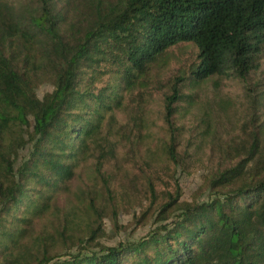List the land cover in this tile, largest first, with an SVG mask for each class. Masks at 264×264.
I'll return each mask as SVG.
<instances>
[{"label":"trees","instance_id":"obj_1","mask_svg":"<svg viewBox=\"0 0 264 264\" xmlns=\"http://www.w3.org/2000/svg\"><path fill=\"white\" fill-rule=\"evenodd\" d=\"M51 1L0 0V264H264V121L254 122L249 90L237 135L221 144L228 166L208 176L204 201L181 202L176 182L157 191L159 182L144 175L147 205L135 222L150 217L154 226L140 238L112 247L96 243L107 207L113 214L117 202H129L107 186L84 204L82 238L53 227L36 230L79 163L94 158L99 177L102 165L116 162L128 133L140 139L144 90L174 49L194 53L163 99L167 140L159 151L166 163H178L182 132L175 119L195 103L198 86L211 81L217 90V80L244 83L258 70L264 0H88L95 12L69 25L70 36L77 37L72 45L61 44L59 30L69 21ZM31 2L34 14L22 16ZM18 39L25 58L33 54L31 41L49 45L44 55L52 57V89L40 100L23 67L13 63L10 46ZM218 98L214 94L212 110H227ZM131 105L129 131L114 130L115 112ZM69 216L63 219L66 231L77 215ZM63 244L75 252L58 253Z\"/></svg>","mask_w":264,"mask_h":264},{"label":"rangeland","instance_id":"obj_2","mask_svg":"<svg viewBox=\"0 0 264 264\" xmlns=\"http://www.w3.org/2000/svg\"><path fill=\"white\" fill-rule=\"evenodd\" d=\"M112 2L114 0H106L105 4H113ZM34 5L33 2L28 4V7L21 10V15L24 17L33 15ZM49 5L54 6L65 20L69 21L68 25L65 23L60 28L58 36L61 44L72 45L77 37L70 36L69 25H76L81 14L90 11L93 13V6H90L88 0H52ZM20 42L21 39L15 40L10 46L13 63L17 64V68L23 67L31 93L40 100L52 89L50 79L47 77L50 72L48 61H51L52 57L47 58V55H44L49 45L46 46L47 42L42 39L38 40V44L31 41L33 54L28 55L26 59ZM170 54L168 63L165 67L155 70L157 71L155 77L151 78L148 88L144 90L140 106L143 110L145 127L140 133V139L136 138L135 133L132 135L128 133L125 136L128 142H122L118 147L116 162L102 165L98 170L101 173L99 177L95 171L94 158H87L79 163L73 179L67 183L66 190L59 192L53 198L51 210L37 223V231L51 232L53 227L57 231H63L65 236L71 234L73 239L82 238L86 222L82 214L84 204L89 201L91 195H103V188L107 186L116 195L125 193L129 202L124 204L117 202L113 214L107 207L108 214L102 220L103 232L95 239L96 243L100 246L112 247L120 242L140 238L154 226L153 219L150 217L147 220L142 218L140 222H135L147 205V200L145 201L141 194L144 191V175L151 176L159 182L157 191L166 188L171 190L173 182H176L181 191V202H200L206 199L208 190L205 184L208 176L217 169L228 166V162L220 153L221 144L237 135L238 126L243 118V107L249 98L248 90L251 101L250 110L255 124L264 121L262 104L264 102V53L261 55L258 70L251 74L246 82L235 79L217 80L215 81L217 90L212 87L211 81L198 86L195 103L188 108L183 106L184 110H181L175 119L176 126L181 127L182 132V143L176 151L178 160L176 165L166 163L159 151L160 145L167 140L166 129L161 121L163 99L172 78L178 70L186 69L192 63L194 53L190 50L174 49ZM135 93L134 90L133 95ZM214 94L229 105L227 110H212ZM131 106L128 107L127 112H115L114 130L118 126H128L127 132L129 131L128 120L135 111L133 109L135 105ZM204 131H206L205 134H203ZM25 154L26 149L19 152L18 158ZM98 203L97 199L96 204ZM71 213L77 216L72 219V231H66L63 219ZM67 219H71V216ZM65 247H68V244L67 246L59 245L58 253H74L76 250L75 246L68 250L63 249ZM90 249L96 250L94 246Z\"/></svg>","mask_w":264,"mask_h":264}]
</instances>
